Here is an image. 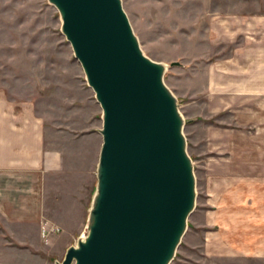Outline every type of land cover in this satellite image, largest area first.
I'll return each instance as SVG.
<instances>
[{
  "label": "rangeland",
  "instance_id": "rangeland-1",
  "mask_svg": "<svg viewBox=\"0 0 264 264\" xmlns=\"http://www.w3.org/2000/svg\"><path fill=\"white\" fill-rule=\"evenodd\" d=\"M122 1L144 52L167 64L165 81L179 98L185 116L197 196L170 263L178 264L186 261L191 243L202 245L200 236L193 234L210 229L211 209L219 193L245 177L264 178V126L256 124L264 121V114L257 103L252 108L253 95H243L249 105H243L246 110L240 122L234 106L214 112L228 95L217 91L219 78L210 77L208 61L214 57L219 65L221 47L206 41L204 0ZM62 21L50 0H0V118L31 120L38 132L42 127L50 146L62 148L66 157L76 152L84 175L95 165L96 151L99 158L103 109L62 30ZM173 60L181 63L172 65ZM228 97L234 101L235 95ZM94 170L95 176L89 174L91 182H83L87 192L82 226L60 212L67 225L77 228V238L86 231L98 179L97 167Z\"/></svg>",
  "mask_w": 264,
  "mask_h": 264
},
{
  "label": "water",
  "instance_id": "water-1",
  "mask_svg": "<svg viewBox=\"0 0 264 264\" xmlns=\"http://www.w3.org/2000/svg\"><path fill=\"white\" fill-rule=\"evenodd\" d=\"M50 1L103 109L86 231L56 264H170L197 180L167 64L144 52L122 0Z\"/></svg>",
  "mask_w": 264,
  "mask_h": 264
},
{
  "label": "crops",
  "instance_id": "crops-1",
  "mask_svg": "<svg viewBox=\"0 0 264 264\" xmlns=\"http://www.w3.org/2000/svg\"><path fill=\"white\" fill-rule=\"evenodd\" d=\"M204 2L206 41L221 47L219 65L214 57L208 61L210 77L219 78L217 91L223 96L235 95L234 101L223 97L214 112L234 106L240 122L249 105L243 95H253L252 108L257 103L264 114V0ZM45 134L31 120L0 118V264H56L78 233L60 212L82 226L83 182L96 175L98 152L83 175L75 149L66 157ZM215 202L210 229L193 234L202 245L191 243L186 261L178 264H264V178L240 179ZM51 225L60 229L50 231Z\"/></svg>",
  "mask_w": 264,
  "mask_h": 264
},
{
  "label": "built area",
  "instance_id": "built-area-1",
  "mask_svg": "<svg viewBox=\"0 0 264 264\" xmlns=\"http://www.w3.org/2000/svg\"><path fill=\"white\" fill-rule=\"evenodd\" d=\"M59 229H60V227L59 226H55V225H51L50 228H49L50 231L59 230ZM44 232H45V228H44Z\"/></svg>",
  "mask_w": 264,
  "mask_h": 264
}]
</instances>
